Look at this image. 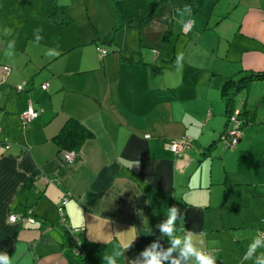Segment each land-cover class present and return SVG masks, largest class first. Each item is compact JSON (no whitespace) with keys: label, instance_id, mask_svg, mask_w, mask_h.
Here are the masks:
<instances>
[{"label":"crops","instance_id":"0c3cea01","mask_svg":"<svg viewBox=\"0 0 264 264\" xmlns=\"http://www.w3.org/2000/svg\"><path fill=\"white\" fill-rule=\"evenodd\" d=\"M185 5L192 6L191 17L180 8L177 13L194 21L183 33L195 40L200 28H214L208 14L219 11L214 26L221 29L217 46L223 49L196 68L184 63L167 75L172 59H161L160 52L151 59L131 47L127 54L114 49L102 57L90 45V52L79 54L83 44L78 39L72 45L70 35L47 37L52 46L37 57L29 37L19 46L0 35V65L11 68L0 84V252L17 255L16 264H107L103 255L134 238L117 264L135 260L154 242L166 250L170 241L156 226L172 205L184 213L177 226L196 234L216 264H254L243 257L255 235L264 232V149L249 154L252 143L242 129L255 123L247 100L253 87L264 94V80L244 89L239 110L246 123L233 151L218 138L226 125L225 79L241 69L264 71V0H185ZM226 17L227 28L220 25ZM176 18L182 26L185 20ZM153 21L126 28L139 33L142 46L160 51L158 45L167 40L163 28L169 29L161 17ZM153 65L161 69L152 73ZM21 83L23 90L16 91ZM29 104L39 114L23 127L20 115ZM70 117L92 133L73 162L65 161L66 151L53 140ZM184 137L190 145L182 153L165 147ZM63 196L64 225L57 211ZM28 211L34 224L9 221ZM76 227L80 230L73 233L70 228ZM78 245L81 253L75 255Z\"/></svg>","mask_w":264,"mask_h":264},{"label":"rangeland","instance_id":"374dc122","mask_svg":"<svg viewBox=\"0 0 264 264\" xmlns=\"http://www.w3.org/2000/svg\"><path fill=\"white\" fill-rule=\"evenodd\" d=\"M55 1L59 5H66L70 9L73 18L72 22L65 25H55L51 27L42 16L44 10L41 9V7H43L42 5L45 3V0H0V35L3 34L5 37H8L9 40L15 42V44L19 41V46L22 44L23 38L29 37V44L38 49L36 53L37 57L43 55V50L51 48L52 44L46 42L47 37H53V40L55 41L56 38L68 37L70 35L73 36L71 42L72 45H75L74 43H76L78 39L83 44L78 49L79 51H77L79 54L90 52V45L93 46L94 50L95 47H100L101 49L108 51L109 54H111L114 49L118 50L115 51L117 55L119 53L127 54V48L131 47L137 49V51L141 50L143 54L145 53L147 55V58L153 59V56L156 54L154 49L150 48V46L145 47L141 45V42L138 39V32H135L134 29L122 27L120 25V16L115 8V0ZM184 3L185 0H171V2L167 4V0H163L160 11L155 14L153 19L154 21H157V19L161 17V21L166 23L169 29L168 31L165 30V27L163 28L164 32L162 36H165L167 40H165V43L163 42V44L158 45L161 46L159 47L160 51L158 50L161 59L164 57L167 60L172 59L171 64L173 66L170 67L169 70L164 69L165 75L170 74L171 71L180 69L184 66V63L187 69L196 68L202 61H209L211 55H214V58L218 56V51L223 49L221 48L218 50L217 46V35L219 36V31L221 29H219V27L217 28L216 25L214 26V18L219 11H213V14L215 15H211L212 12L211 14H208L211 19L209 27L214 28L205 31L200 28L199 32L201 35L199 33L198 37H200L198 40H195L193 37H191L193 39L188 37L189 35L192 36V34L185 35L187 33H183L184 23H182L181 26V24L177 22L181 21L179 18H176L177 15L183 18V14L177 13V10L180 8V11H184L182 8ZM167 10L172 12L168 13ZM222 11H224V8ZM193 16L196 17V15ZM183 19L185 20L186 18ZM220 22H222L220 24L222 27L227 28V26H230L231 24V19H227L226 17L223 20H220ZM153 25L156 26V24ZM225 31L228 35L231 34L230 31ZM215 36L216 40H214ZM66 41H69V39L67 38ZM74 50L75 49H73V51ZM178 56L184 57L183 62L177 61ZM214 58L210 61H214ZM260 88L261 87H253L247 100L249 103V109L254 113L255 123L252 126L247 125L242 129V131L245 132L247 139L252 143L246 148L249 154H251L252 151L256 152L264 149V94L261 93ZM245 92L246 91L243 90L235 96V108H241L242 95ZM222 106L224 105L221 100L219 107L222 108ZM224 145L229 152H232V149L236 147V145L233 147H227L226 141L224 142ZM236 158L237 156L234 155L231 157V165H236ZM214 164H216V161ZM217 168L221 169L220 166ZM238 174V172L233 173V175ZM247 175L251 176L252 172L249 171Z\"/></svg>","mask_w":264,"mask_h":264},{"label":"trees","instance_id":"16d2710c","mask_svg":"<svg viewBox=\"0 0 264 264\" xmlns=\"http://www.w3.org/2000/svg\"><path fill=\"white\" fill-rule=\"evenodd\" d=\"M162 3L163 0L153 2H148L146 0H115V8L121 16L122 26L141 29L154 19L155 14L160 11ZM44 7L45 9L42 16L48 21L55 24H67L73 20L70 9L66 5H59L55 0H45ZM183 31H185L184 27ZM97 48L98 47H96V49ZM154 52L157 54L158 49L154 48ZM151 68L152 73L161 69V67L157 65H153ZM254 80H264V71L241 69L236 73L235 77H228L223 82L221 96L225 102L226 125L220 133L218 140L224 141L227 137L229 115L237 109L234 107V96L239 91L247 89ZM238 118L240 119V129H242L246 122L242 120L240 110ZM91 136L92 133L90 130L79 120L70 117L66 120L60 131L54 136L53 140L58 145L61 152L72 150L77 154L83 142Z\"/></svg>","mask_w":264,"mask_h":264},{"label":"clouds","instance_id":"9594fccd","mask_svg":"<svg viewBox=\"0 0 264 264\" xmlns=\"http://www.w3.org/2000/svg\"><path fill=\"white\" fill-rule=\"evenodd\" d=\"M191 8V5L184 6V12L188 17H191ZM183 23L187 28H191L194 21L185 20ZM11 46L12 44H10ZM183 59V56L177 57L178 62H183ZM166 217L167 219L156 227L160 230L161 238L166 236L171 246L164 250L158 242H154L141 252L135 260H128V264H164L165 261H169V264H186L188 261H192V264H216V256L213 252L202 247V240L194 239L196 234L185 230L182 225L177 226L178 217L180 221H183L184 213L181 214L176 205L168 207ZM134 239L122 240L111 254L103 255V260L107 264H117V259L124 256V253L130 249ZM260 248H264V239L255 235L243 258L253 260L254 264H264V251L258 252ZM174 252L178 255L173 256ZM18 259L19 257L15 254L10 256L7 252H0V264H16Z\"/></svg>","mask_w":264,"mask_h":264},{"label":"built area","instance_id":"2783aa9c","mask_svg":"<svg viewBox=\"0 0 264 264\" xmlns=\"http://www.w3.org/2000/svg\"><path fill=\"white\" fill-rule=\"evenodd\" d=\"M190 28H187L184 24V30L188 31ZM101 56H104L106 54V51L101 49L100 47L97 48ZM11 68L7 65H0V84L6 83L8 76L10 74ZM23 83L16 85V91H21L23 89ZM48 87L47 83H43L41 85L42 89H46ZM39 114V111H37L32 104H29L27 109L20 115L21 117V123L23 127H26L35 117H37ZM239 110H234L233 113L229 115V127L227 132V137L224 139V142L226 141L227 147H233L235 146L241 135V129H240V119L238 118ZM148 137V136H146ZM190 145V140L187 137H184L179 140H171L168 143L165 144V147L173 151L175 154L182 153L188 146ZM5 148H9V145L6 144ZM76 152L75 151H66L64 154V159L67 162H73L76 158ZM67 197L63 196L59 203L57 204V211L59 214L60 222L62 225L65 224V214H64V205L67 202ZM10 222H17L20 226L24 227L27 225H32L35 223V218L32 215L30 211L23 213V214H12L9 217ZM70 230L73 233H78L80 228H70ZM261 237H264V232L260 233ZM81 253L79 245L74 248V254L79 255Z\"/></svg>","mask_w":264,"mask_h":264}]
</instances>
